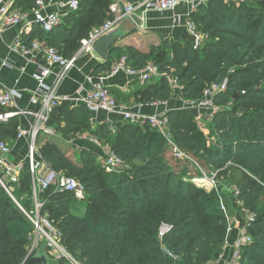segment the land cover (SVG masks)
Here are the masks:
<instances>
[{
	"label": "trees",
	"instance_id": "16d2710c",
	"mask_svg": "<svg viewBox=\"0 0 264 264\" xmlns=\"http://www.w3.org/2000/svg\"><path fill=\"white\" fill-rule=\"evenodd\" d=\"M79 1V9L48 34L40 28L33 30L28 43L41 39L65 57H73L77 51L72 52L71 45L78 43L81 47L82 39L110 18L114 0ZM232 3L208 0L195 8L191 20L206 34L199 49L193 41L176 40L167 49L153 46L149 52L126 46L121 55H128L137 69L153 62L164 74L134 92L136 101L142 104L172 98L175 89L169 76L177 78L186 101L201 99L209 84L228 78L227 89L215 96L220 106L213 119L217 146L207 145L193 111H170L168 127L185 152L225 173L229 182L240 188L238 199L256 214L249 228L253 242L243 251V264H264V0ZM116 49L115 45L111 54ZM232 65L238 66L233 72L229 69ZM111 68L110 55L94 73ZM236 93L239 95L234 99ZM248 102H255V107L244 105ZM229 103L232 108L227 107ZM0 112L4 110L0 108ZM91 118L85 104L72 106L63 101L53 109L51 124L73 137L91 131L126 161L130 168L124 174L108 172L90 151L73 158L56 142L37 139L45 163L76 178L86 188L84 200L73 192L56 191L53 185L38 194L43 203L41 215L60 230L65 248L84 264H193L194 259H218L228 229L218 202L219 192L197 187L190 180L194 175L189 172V168L193 170L189 163L179 161L182 168L174 167L165 137L151 125L119 121L114 124V132L107 122L94 128ZM21 123L18 116L0 120V141H16ZM229 162L233 164L226 166ZM8 186L11 193L0 183V264H24L32 243L30 235L35 231L25 212L35 208L27 161L19 182ZM222 194L228 203L236 199L230 192ZM162 223L172 229L160 240ZM167 251L178 255L179 261L175 262Z\"/></svg>",
	"mask_w": 264,
	"mask_h": 264
},
{
	"label": "built area",
	"instance_id": "2783aa9c",
	"mask_svg": "<svg viewBox=\"0 0 264 264\" xmlns=\"http://www.w3.org/2000/svg\"><path fill=\"white\" fill-rule=\"evenodd\" d=\"M208 0H141L137 5L125 3L124 0H114L110 6V18L99 27H95L90 31L87 37L82 39V48L80 52H92L90 49L93 41L108 30L114 23L123 19L125 16L139 12L142 9V14L145 15L149 10L165 11L176 10L181 4H190L198 7L200 4ZM233 2H241L243 0H232ZM49 5L59 6V10L50 14H46L45 10ZM79 0H36L33 8L34 19L32 23L44 31L45 34L51 32L58 26L64 19L72 12L79 9ZM0 14L3 21L7 26L18 25L26 20L28 13L22 9L13 8L8 4H4L0 0ZM188 28L193 35V44L196 49L203 46L206 34L198 29L196 23L192 20L188 22ZM11 49L23 56H29L37 59L41 57L44 62L38 65V69L33 73L37 81V89L30 99V108H19L18 101L22 98V93L17 87L1 88L0 84V108L4 112H0V120L7 121L15 116H33L35 122L29 127H24L22 124L19 128L17 139H28V152L25 160L14 162L10 158L11 146L8 141H0V183L11 193L8 184L18 183L21 172L23 170L24 162L29 163V170L32 175V187L35 197L34 214L28 216L35 226L34 236H32V243L29 247L28 257H31L41 244L45 245L48 255L64 264H84L73 253L65 248L61 243V232L55 226L54 222L47 216L41 215V208L43 203L38 200L40 191L48 189L50 186H55L56 191L73 192L75 196L84 200L86 198L85 185L74 177L67 176L63 172H57L49 166V173L42 176L41 170L47 167V164L42 159L37 139L41 133L55 136L58 130L55 126L50 124L51 114L53 109L61 102L68 101L70 96H63L58 93V88L68 72L77 66L79 55L73 57H65L56 47L50 46L41 39H35L30 44L25 42L22 38H18ZM8 62H4V66H9ZM57 67V71L54 68ZM120 72H125L133 78H138L143 82H148L155 77L164 75L159 71L153 62H149L144 68L137 69L130 62L128 55L118 56L113 64L110 74L116 75ZM55 74L54 81L48 83L47 79ZM108 76L99 74L91 77V88L88 93L83 97L82 103L85 104L91 113L100 111L107 112L108 114L120 115L123 121H128L140 125H151L152 128L160 132L166 139L168 151L172 157L180 162H187L194 169H198L201 177L192 176L191 180L197 181L198 186L208 191H213L218 188V171L208 176L205 169L200 163L187 152H185L174 140V137L169 131V119L167 114H146L138 110H132L128 106L120 103L112 94L107 84ZM175 90H180L178 80L176 77L169 76ZM228 78L209 84L204 90V95L197 101H188L187 108H193L196 113L195 119L200 129L205 131V119L214 117L219 112L220 106L215 102V96L228 87ZM81 103V104H82ZM19 110L15 111L16 108ZM115 131L114 126L112 127ZM16 139V140H17ZM100 142V141H99ZM106 156L104 159V167L111 172L123 173L130 167L117 153H115L109 144H104ZM229 162L226 166L232 165ZM220 171V170H219ZM231 190L233 191L236 199L239 200L241 194L240 188L231 183ZM220 207L225 213L228 220L227 238L225 242V251H223L218 258L226 260V264H243V251L253 242L252 234L249 228L256 220V214L250 212L247 216L237 219V216L230 217L228 206L224 199L219 197ZM240 202V201H239ZM246 211V210H245ZM172 229L168 223H162L159 228L158 237L160 240ZM169 256L175 261H179V256L167 251Z\"/></svg>",
	"mask_w": 264,
	"mask_h": 264
},
{
	"label": "crops",
	"instance_id": "0c3cea01",
	"mask_svg": "<svg viewBox=\"0 0 264 264\" xmlns=\"http://www.w3.org/2000/svg\"><path fill=\"white\" fill-rule=\"evenodd\" d=\"M2 3L8 4L13 8L22 9L28 13L25 21L18 25L7 26L0 14V84L1 88L17 87L22 93V98L18 101L19 108H30V99L37 89V81L33 73L38 69V65L44 62V59H37L29 56H23L14 52L11 47L18 38H22L25 42H29L28 38L32 31L38 28L32 21L34 19L33 8L35 3L30 0H1ZM114 2V1H113ZM141 0H124L125 3L137 5ZM196 6L190 4H181L176 10H149L144 15V26L129 36L123 38L116 44L117 49L113 51L112 66L118 56L126 50V46H135L141 51L149 52L153 46H161L164 49L169 48L176 40L193 41V35L188 28V22L191 15L195 11ZM59 10L57 5H49L45 13L50 14ZM138 13L142 14V9ZM35 40V39H34ZM122 48V49H120ZM123 50V52L121 51ZM77 51L75 55H79L77 66L67 73L64 80L58 88V93L63 96H70L69 102L72 106L80 105L83 97L88 93L92 84L91 77L99 74L108 76L107 84L114 96L119 102L128 106L132 110H138L146 114H167L172 110L187 109L188 101L181 97L180 90H175L174 95L169 101L156 102L150 104H142L136 101L134 92L152 81L143 82L140 79L133 78L125 72L111 75L110 71H102L99 74L94 73L95 68L100 64V59L93 52ZM4 62H8L9 66H4ZM57 67L54 71H57ZM55 74L48 79V83L54 81ZM158 79L155 77L154 80ZM17 107L15 111L19 110ZM189 110V109H188ZM91 123L95 126L99 123L107 122L111 127L116 122L123 121L120 115L108 114L107 112L91 113ZM24 127H29L35 122L33 116H18ZM51 124V120L49 122ZM91 131H85L74 137L66 135L58 131L55 136L41 133V140H52L56 142L69 156L76 158L82 151L92 152L98 162L104 166L106 156L105 143L99 142L97 138L92 136ZM10 158L14 162L25 160L27 156L28 139H17L15 144L11 146ZM169 155H172L169 152ZM169 156V157H170ZM50 168L45 166L41 170V175L45 176L49 173ZM226 246V245H225ZM225 246L223 251H225ZM214 264H226L224 259H216Z\"/></svg>",
	"mask_w": 264,
	"mask_h": 264
},
{
	"label": "rangeland",
	"instance_id": "374dc122",
	"mask_svg": "<svg viewBox=\"0 0 264 264\" xmlns=\"http://www.w3.org/2000/svg\"><path fill=\"white\" fill-rule=\"evenodd\" d=\"M226 1V3H228V4H233L232 2V0H225ZM208 2V1H207ZM206 3V2H205ZM82 48V45H81V47L79 46V44L78 43H74V44H72L71 45V51L72 52H76V51H79V49H81ZM236 66L237 65H232V66H230L229 67V69L233 72L234 71V68H236ZM238 66H244V64H239ZM237 66V67H238ZM255 102H248V103H246V104H244V105H251L252 107H255ZM225 107V106H224ZM228 108H232L233 107V104L232 103H229L228 104V106H227ZM184 110H187V111H191V110H193V108L192 107H190L189 108V110H188V108L187 109H184ZM195 115H196V113H194ZM208 117V119H205V131L203 132L201 129V131L204 133V135L206 136V138H207V145L209 146V147H211V148H213L214 146H217V144H218V137H217V133H216V130H214V125H213V119H214V117H209V115L207 116ZM124 122V121H123ZM126 122V121H125ZM117 123V122H116ZM199 126V125H198ZM200 128V127H199ZM115 132V131H114ZM8 143L10 144V146H13L14 144H15V141H11V140H8ZM166 148H167V150H168V146H166ZM170 155H169V151H168V158L172 161V164H173V166L174 167H176V168H178V169H181L182 167V163H180L179 161H177V160H175L173 157H169ZM199 163H200V165L205 169V171L207 172L206 174L208 175V176H211V174H213L214 172H217L218 171V180H219V185H218V188L216 189V191H218L219 192V196H220V198L222 197L223 199H224V202L227 204V208H228V211H229V215H230V217H232V216H237V219H240V218H243V217H245V216H247V214L249 213L248 211H250L249 209H247L246 207H243V202H242V200H237V199H235L234 198V201L233 202H231V203H228L227 202V200H226V195L225 194H222V192H230V193H232L233 195H234V193H233V191L231 190V188H230V186L232 185L230 182H229V180H228V176L225 174V173H223V174H221V172L218 170V169H211L210 167H207V166H205L200 160H198L197 158H195ZM107 170V169H106ZM189 172H191L193 175H194V178L195 177H201L199 174H201L200 173V171L198 170V169H194L193 168V170L192 169H190L189 168ZM108 171V170H107ZM108 172H111V171H108ZM126 171H124L122 174H124ZM121 174V173H120ZM190 180H191V178H190ZM192 181V180H191ZM193 182V181H192ZM197 187H198V183H197V181H194L193 182ZM207 191L209 190V189H206ZM222 190V191H221ZM87 197H89L88 195H87ZM234 197H236L235 195H234ZM240 201V202H239ZM85 201H82V202H80V204H83V206L85 205V203H84ZM219 202V201H218ZM219 206H220V202H219ZM263 208H264V203L261 205ZM239 207H242V209L241 208H239ZM221 208V207H220ZM32 209V208H31ZM246 210V211H245ZM26 211V210H25ZM28 214H30V215H33L34 214V209L31 211V212H28V211H26ZM251 212V211H250ZM26 213V214H27ZM27 214V215H28ZM30 218V217H29ZM213 230V229H212ZM34 233V232H33ZM32 236H34V234L33 235H30V237L32 238ZM216 261V258L215 257H211V258H208L207 260H203V261H201V260H198V259H194V261H193V264H214V262ZM143 262H141V264H142ZM179 264H184L182 261H179L178 262ZM62 264H64V263H62ZM67 264V263H66Z\"/></svg>",
	"mask_w": 264,
	"mask_h": 264
},
{
	"label": "water",
	"instance_id": "95a60500",
	"mask_svg": "<svg viewBox=\"0 0 264 264\" xmlns=\"http://www.w3.org/2000/svg\"><path fill=\"white\" fill-rule=\"evenodd\" d=\"M144 15L133 12L118 22L114 23L108 30L98 36L90 46L91 51L100 59L101 63H106L110 59L113 47L123 38L129 36L136 30L144 26ZM239 93H236L234 99ZM57 260L52 259L45 246H40L37 253L28 257L24 264H57Z\"/></svg>",
	"mask_w": 264,
	"mask_h": 264
}]
</instances>
